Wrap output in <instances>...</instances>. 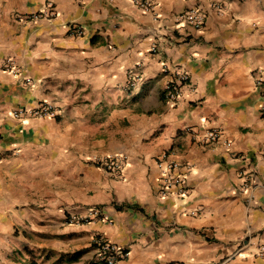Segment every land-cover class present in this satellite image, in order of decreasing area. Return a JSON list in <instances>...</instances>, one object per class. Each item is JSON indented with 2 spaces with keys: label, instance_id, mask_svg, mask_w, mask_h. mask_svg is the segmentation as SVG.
Returning a JSON list of instances; mask_svg holds the SVG:
<instances>
[{
  "label": "crops",
  "instance_id": "crops-1",
  "mask_svg": "<svg viewBox=\"0 0 264 264\" xmlns=\"http://www.w3.org/2000/svg\"><path fill=\"white\" fill-rule=\"evenodd\" d=\"M263 100L264 0H0V264H104L98 236L128 250L116 264H264ZM42 104L56 116L12 115ZM169 162L183 197L161 193Z\"/></svg>",
  "mask_w": 264,
  "mask_h": 264
},
{
  "label": "built area",
  "instance_id": "built-area-1",
  "mask_svg": "<svg viewBox=\"0 0 264 264\" xmlns=\"http://www.w3.org/2000/svg\"><path fill=\"white\" fill-rule=\"evenodd\" d=\"M133 4L144 12H152L153 6L145 2L133 1ZM217 11L220 12V8L217 7ZM55 13L52 8V3L47 2V10L45 12H39L26 18L28 21H34L38 19H53ZM176 21L190 25L194 30H200L204 21L203 15L197 9H188L176 16ZM71 34L75 36H82L83 32L79 28H71ZM153 53L156 52V48L151 49ZM4 70L17 74V70L11 65L9 61L5 62ZM162 70L168 71V68L163 66ZM173 77L167 81L162 88L163 99L170 103H175L183 97V88L188 86V75L178 69L172 71ZM137 79V77H136ZM262 79H257V83H260ZM262 110L264 111V100L262 102ZM57 111L49 104H42L34 109H19L13 112V116L17 119L23 117L29 118H44L54 117ZM219 138V132L217 130H211L203 136V142H215ZM227 146H229L227 144ZM163 156L162 159H165ZM264 158V156H262ZM119 156H109L106 158L95 159V164L101 166L108 173L115 178H119L122 172V162ZM162 163V160H161ZM161 165V164H160ZM176 168V164L173 162L165 163L162 169L163 183L161 187V193L165 194L166 191L172 189V194L178 197H183L186 194V190L183 186V181L179 177L172 175V171ZM248 186L244 185L243 189H247ZM99 212L94 209L87 211V214L83 217L72 215L68 218V223L74 224L78 222H89L90 218H97ZM92 246L97 255V259L104 264H116L117 261L128 257V250L121 248L103 237H93ZM257 256H264V246L258 247Z\"/></svg>",
  "mask_w": 264,
  "mask_h": 264
},
{
  "label": "rangeland",
  "instance_id": "rangeland-1",
  "mask_svg": "<svg viewBox=\"0 0 264 264\" xmlns=\"http://www.w3.org/2000/svg\"><path fill=\"white\" fill-rule=\"evenodd\" d=\"M52 261V263H49V264H64V263H62V262H60V261H55V260H49V262H51ZM37 264V263H36ZM40 264H42V263H40ZM67 264H74V263H67Z\"/></svg>",
  "mask_w": 264,
  "mask_h": 264
},
{
  "label": "trees",
  "instance_id": "trees-1",
  "mask_svg": "<svg viewBox=\"0 0 264 264\" xmlns=\"http://www.w3.org/2000/svg\"><path fill=\"white\" fill-rule=\"evenodd\" d=\"M67 263H71V260L67 259Z\"/></svg>",
  "mask_w": 264,
  "mask_h": 264
}]
</instances>
